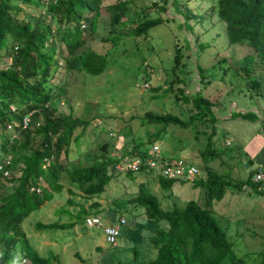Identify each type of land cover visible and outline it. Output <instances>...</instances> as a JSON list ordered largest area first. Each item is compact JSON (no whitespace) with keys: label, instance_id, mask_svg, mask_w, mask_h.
<instances>
[{"label":"rangeland","instance_id":"374dc122","mask_svg":"<svg viewBox=\"0 0 264 264\" xmlns=\"http://www.w3.org/2000/svg\"><path fill=\"white\" fill-rule=\"evenodd\" d=\"M36 1L35 4L25 5L19 0H10L12 4L18 3L27 9L25 19H33L46 11L47 1ZM114 1L116 0H104V3ZM178 2L174 4L170 1L162 9L160 5L164 4V0H130L129 14L137 12L147 17H162L158 24L149 29L148 35L131 36L128 31L133 23L128 22L121 28L123 33L120 38L112 39L111 36L116 32H111L109 16L105 11L93 31L88 29L90 21L82 19L81 26L87 30L88 35L81 49L105 53L108 63L103 71L92 74L67 69L59 58L61 64L54 79L48 83L53 92L52 103L56 105V113L72 112L91 120L84 131L80 132V127L75 130L78 139L71 141L66 154L61 153L59 160L64 163L65 169L85 165L93 160V155L102 151L119 156L123 147L130 148L135 141L141 140L146 150L152 143H158L164 156L181 157L196 164L201 171L199 176L203 175L206 165L221 174L223 172L225 178L231 181L226 186L227 192L235 189L234 182L239 175L236 168L231 166L232 162L221 166L218 156L208 157L205 161L200 152L205 148L213 125L216 127L212 137L216 152H235L237 147L234 141L229 145L224 143L225 137H230V133L222 126L220 116L230 111L236 113L242 105L257 107L261 112L259 114L264 116V78H261L263 84L259 92L255 93L248 87L240 65L243 56L251 50L246 45L228 42L225 23L213 8L215 0ZM185 7L192 13L187 18ZM53 41L59 53L61 44L56 38ZM176 49L182 59L175 71L187 82L184 86V82L176 81L175 86H184L193 92L199 89L201 94L209 97L213 101L212 114L217 120L214 124L210 120L197 119L186 127L169 124L160 137L155 138L153 132L156 127L142 121L141 116L145 111H169L183 119H187L192 113L184 99L176 98L171 91L164 92L161 88H156L166 85L171 78ZM6 63H10V59L1 55L0 66ZM254 73L263 74L257 64L254 65ZM262 127L264 130V124ZM40 138L36 136V142ZM1 154L0 151V156ZM6 154L12 159L14 157L15 165L10 168V174L18 175L28 151L17 148ZM236 157V165L243 171L244 163L239 160L240 154ZM47 165L48 161H44V167ZM65 169L60 177L63 188L53 191L51 199L32 210L21 223L31 245L43 255L55 254L60 264L107 261L126 264L132 257L129 249L133 246L140 248V257L155 255V248L146 237L140 240L136 238L138 233L146 235L156 223L143 215L144 207L124 200L137 191L139 182H144L157 195L164 209L181 208L189 199H195L199 203H203L205 199L204 188L195 186L194 180L177 179L166 187L159 183L158 175L154 172H135L134 177L119 172L111 177L103 192L86 198L79 188L69 183ZM240 176L243 177V174ZM40 183L41 186L44 185L45 180L41 179ZM68 187H73L75 193L71 194ZM8 190L10 185L0 187V194ZM68 198L72 199V203L67 202ZM220 203L217 202L213 208L224 227V218L219 215ZM81 206L88 213L97 209L96 212L104 221L117 220L119 217L126 219L116 244L111 245L105 240L100 227H88L82 220L76 219L75 214ZM234 220L232 232L229 230L226 236L235 252L249 258L257 251H264V219L261 211H257V216L248 213L244 218ZM37 221H73L74 224L65 228H37ZM15 256L9 259V264H15ZM26 258L27 262L21 260L16 264H32Z\"/></svg>","mask_w":264,"mask_h":264},{"label":"trees","instance_id":"16d2710c","mask_svg":"<svg viewBox=\"0 0 264 264\" xmlns=\"http://www.w3.org/2000/svg\"><path fill=\"white\" fill-rule=\"evenodd\" d=\"M170 1L179 3L178 0H164L160 8L165 9ZM19 2L29 5L37 1ZM129 3L130 0L111 3H104V0H52L47 2L44 13L33 19H25L27 9L24 6L18 3L14 5L10 0H0V56L10 59V63L0 66V187L10 185V190L0 194V264H9V259L15 255V264L25 256L32 264H60L55 254L43 255L31 245L21 223L32 210L51 199L53 191L63 188L60 177L65 165L59 157L62 152L67 153L72 140L78 139L75 130L80 127V132L84 131L91 120L72 112L56 113V105L52 103L53 92L48 83L54 79L61 64L59 58L67 69L92 74L105 69L108 63L105 53L81 49L88 35L87 30L81 26L83 18L90 21L88 29L93 31L105 11L109 16L111 32H116L111 36L114 40L120 38L123 33L121 28L128 22L133 23L128 34L135 37L148 35L149 29L162 20L161 16L147 17L137 12L129 14ZM185 8L187 18L192 13ZM213 8L225 23L228 42L250 48L251 52L243 56L240 69L248 87L255 93L259 92L263 84L261 78H264V0H215ZM55 38L61 44L59 53L53 43ZM181 59L182 55L176 49L171 78L166 85L156 88L164 92L171 91L176 98L184 99L192 113L183 119L169 111H145L141 116L142 121L156 127L153 132L155 138H159L169 124L186 127L197 119L210 120L214 124L217 120L212 114L213 101L209 97L201 94L199 89L195 92L185 89L187 80L179 77L175 71ZM255 64L263 74L254 73ZM198 74L202 78L200 71ZM176 81L184 82V86H175ZM249 113L251 111L242 115ZM25 115L29 117L26 126L23 125ZM215 132L216 127L213 125L205 148L200 152L205 161L208 157L219 155L212 141ZM36 136L41 137L38 142ZM142 145L141 140H138L130 148L123 147L119 156L102 151L93 155V160L85 165L66 168L69 183L79 188L86 198L100 194L111 177L119 173L116 163L135 153H145L146 149ZM17 148L26 149L28 154L20 173L15 175L9 172L15 165L14 157L12 159L6 153ZM208 153L211 155L208 156ZM50 155L53 158L44 167V158ZM6 157H9L8 162ZM4 169H8L7 175L3 174ZM135 172L149 174L141 170L125 171L133 177ZM41 179L46 184L41 186ZM175 180L158 175L159 183L166 187L171 186ZM230 182L224 174L206 165L203 175L193 182L195 186L204 188L203 203L189 199L183 207L171 209L162 208L157 195L144 182H139L137 191L124 200L144 207L143 215L156 223L146 235L138 233L136 238L140 240L146 237L155 248V255L140 257V248L133 246L129 249L132 257L126 264H264L263 250L253 253L249 258L235 252L225 228L212 210L213 200L223 196ZM243 182H252L251 176L242 180L240 185ZM32 186H40L41 189L38 192L31 189ZM68 191L75 193L73 187H68ZM67 202L72 203V199L68 198ZM96 211L94 209V213ZM87 214L88 211L81 206L75 214L76 219L84 222ZM73 224V221L36 222L37 228H65ZM84 264L116 263L107 261Z\"/></svg>","mask_w":264,"mask_h":264},{"label":"crops","instance_id":"0c3cea01","mask_svg":"<svg viewBox=\"0 0 264 264\" xmlns=\"http://www.w3.org/2000/svg\"><path fill=\"white\" fill-rule=\"evenodd\" d=\"M246 111H251V113L243 116L242 113ZM259 113L261 112L257 107L242 105L236 113L230 111L220 116L222 126L230 133V137H225L224 143L229 145L234 141L237 148L234 153L228 152L224 154L220 151L218 155V158H220L219 165L224 166L227 162H232L231 166L236 168L239 175L236 176V181L234 182L235 189L229 192L225 189L223 196L220 199L213 200L212 203L214 212L213 205L221 202L219 215L224 218L226 234L229 230L232 232V223L236 221L234 218H244L248 213L257 216V211L259 210L264 219V189H258L252 179V182H243L240 185V182L242 180L245 181L247 176H252L260 166H264V130L262 127L264 116ZM238 154H240L239 160L244 163L243 171H240L236 165L238 159L236 156ZM222 174L224 173L222 172ZM241 174H243V177L240 176Z\"/></svg>","mask_w":264,"mask_h":264},{"label":"built area","instance_id":"2783aa9c","mask_svg":"<svg viewBox=\"0 0 264 264\" xmlns=\"http://www.w3.org/2000/svg\"><path fill=\"white\" fill-rule=\"evenodd\" d=\"M50 2L52 0H46ZM55 1V0H53ZM14 109V106L11 105ZM29 121L28 115L23 118V125L26 126ZM53 158L51 156L45 157V161ZM9 157H6L8 162ZM117 171H148L154 172L156 175H160L165 178H175L193 181L197 178L201 171L199 167L181 157L164 156L161 151V147L158 143H152L151 147L146 150L145 153H135L134 155L123 158L115 165ZM0 168L1 165H0ZM3 174H8V169L3 170ZM251 179L256 183V187L260 190L264 189V166H260L256 172L251 176ZM246 186V185H243ZM31 189L40 191V186H32ZM126 219L119 217L117 220L104 221L99 213H89L84 217V224L88 227H100L103 231L105 240L114 245L117 243L118 236L121 232V227L125 224ZM23 262H27V258H22Z\"/></svg>","mask_w":264,"mask_h":264}]
</instances>
